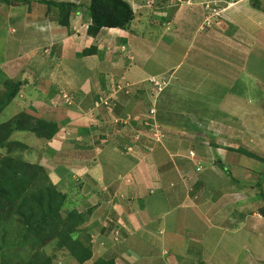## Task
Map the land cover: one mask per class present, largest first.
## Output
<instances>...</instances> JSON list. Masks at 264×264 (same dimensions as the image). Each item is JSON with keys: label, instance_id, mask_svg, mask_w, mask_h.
<instances>
[{"label": "rangeland", "instance_id": "1", "mask_svg": "<svg viewBox=\"0 0 264 264\" xmlns=\"http://www.w3.org/2000/svg\"><path fill=\"white\" fill-rule=\"evenodd\" d=\"M5 1L0 95L12 83L23 86L0 127L26 113L59 131L52 141L16 132L9 139L16 145L0 146V158L42 167L70 198L63 215L73 208L88 214L79 228L93 249L87 264H264V14L235 7L217 27L208 6L226 10L238 0H143L134 4L130 30L95 40L85 19L91 0H76L86 8L71 13V34L49 28L59 12L43 0ZM167 39L178 43L173 56L165 53ZM92 46L99 55L83 57ZM141 164L167 197L168 215L176 201L175 212L197 207L200 226L207 222L203 236L183 233L184 256L162 255L154 240L145 237L144 246L132 235L125 218L136 195L118 181L132 187L126 177ZM108 168L120 174L117 187L102 189ZM18 221L10 209L0 213V264H78L55 241L25 236Z\"/></svg>", "mask_w": 264, "mask_h": 264}, {"label": "trees", "instance_id": "2", "mask_svg": "<svg viewBox=\"0 0 264 264\" xmlns=\"http://www.w3.org/2000/svg\"><path fill=\"white\" fill-rule=\"evenodd\" d=\"M58 3L43 0L42 5L53 8L59 12V18L54 25L66 29L71 34L70 15L73 11L80 13L86 6L78 3ZM253 9L264 14L261 0H250ZM11 4V1H5ZM244 5V4H242ZM86 20L89 16L87 35L95 40L103 31L121 30L127 32L136 20L132 4L127 0H91L86 8ZM160 23L161 20H159ZM123 40V39H122ZM177 42V41H176ZM167 39L166 55L177 53L178 43ZM126 44L127 41L124 40ZM161 46V42L158 44ZM97 46L84 50L83 57L99 55ZM21 82L12 83L7 92L0 95V115L18 97ZM59 131L54 122H47L39 118H31L26 113L19 114L12 121L0 127V146L9 148L16 144L9 142L12 134L34 133L38 139L52 141ZM233 152L242 156L262 161L254 153L238 148ZM9 152H7V155ZM119 175H115L118 177ZM264 177V176H263ZM114 178V177H112ZM261 187V183L259 184ZM96 193V192H95ZM93 195V194H92ZM78 197L82 198L80 193ZM264 200V194H260ZM71 201L67 194L58 190L50 181L45 170L40 166H30L20 161H13L11 157L0 158V213L10 209L13 216L23 225L25 236L41 240L44 244L55 241L60 250H66L78 264H87L93 258V249L79 236V228L86 222L87 213L69 209L66 215L63 212ZM92 211L90 210L89 213ZM25 228V229H24ZM43 264H51L47 259ZM93 264H117L115 260L99 259Z\"/></svg>", "mask_w": 264, "mask_h": 264}, {"label": "crops", "instance_id": "3", "mask_svg": "<svg viewBox=\"0 0 264 264\" xmlns=\"http://www.w3.org/2000/svg\"><path fill=\"white\" fill-rule=\"evenodd\" d=\"M127 1H129L132 4L134 10L136 9L135 8L136 5L134 4H136L137 1H140V3L143 2V0H132V1L127 0ZM248 5L249 4L247 2L244 3L243 7H245V10L247 9V7H249ZM52 23L53 24H50V23L48 24L50 25L49 28L57 27V25H54V22ZM60 29H63V28H60ZM112 30H115V29H112ZM48 32L50 33L49 35H48ZM121 32H124V31H121ZM50 35L52 34L50 30L48 29L45 36H50ZM160 42L162 45H164L162 43V40ZM156 44L158 45L159 42H157ZM162 57H164V55ZM178 63L179 62H177L174 65L176 66ZM129 72H131V70H129L128 73ZM83 141H86V140H83ZM142 164L140 165V167L142 168H139L134 173L132 172L133 178L131 177V173L128 174L130 177H126L127 179L133 180L135 182V184L133 183L132 187L128 188L125 182H123V179L121 180V182L118 181L119 182L118 189H122L123 191H124L123 188H125L126 190L130 189L129 195L131 194L134 196L136 195L135 197L133 196L129 197L130 204H132V207L134 210L132 211L128 209L126 213V218H125L128 224L132 226L131 227L133 231L132 235L137 240H140L142 242V245L144 246L148 245L144 241L145 237L147 239L154 240L157 245L159 253L162 255H165V256L167 255L168 257L169 255H171L173 257L175 256L176 258L178 257V255L184 256L186 253L185 246L186 245L188 246L189 244L188 242L185 243L183 241V239H185V236L183 233L189 232L190 234H193L195 236L198 232L199 233L198 235L203 236L205 235L203 231L207 228V222L204 223L206 228L202 224L200 226V223H199L200 221L198 220L197 218L198 215L196 214L199 209L197 207L195 209L190 208L192 211H194V213L184 208H180L177 212H175L174 209H177L176 206L177 207L180 206V203H175L176 201L169 202L171 205V211H170L171 214L168 215L166 213L165 208L162 207V203L164 201L168 202L167 197H166V200L163 199V197L160 198L162 196V193L158 192V190L159 191L161 190V186L157 185L156 179L150 176L151 172H149L146 169V167L144 168ZM112 174H114V171L110 172L109 168L106 173L102 174L104 177L107 175L109 176L107 180L105 179V181L103 180V182H101L102 189H104L103 188L104 185H109L110 188L114 187L115 185L117 187V183L115 184L114 183L115 180L112 178V177L114 178H117V177H115V175L112 176ZM117 175H120V174H117ZM182 210H184V212L181 215ZM165 214H167V216ZM194 241H196V238H194ZM152 252H156V251L148 252L147 255H149ZM164 253H168V254H164Z\"/></svg>", "mask_w": 264, "mask_h": 264}, {"label": "clouds", "instance_id": "4", "mask_svg": "<svg viewBox=\"0 0 264 264\" xmlns=\"http://www.w3.org/2000/svg\"><path fill=\"white\" fill-rule=\"evenodd\" d=\"M245 2H247L249 5H250V7L251 8H253V6H252V3L250 2V0H238V1H236V2H234L233 3V5L230 7H228V9H226L223 13H222V15L220 16V18H217L214 22H217V23H215L214 24V26H219L220 25V19H222L223 18V16L225 15V13H227L228 11H230V10H232V9H234L235 7H238V8H241V7H243L244 5H242V4H244ZM248 5V6H249ZM135 11V10H134Z\"/></svg>", "mask_w": 264, "mask_h": 264}, {"label": "built area", "instance_id": "5", "mask_svg": "<svg viewBox=\"0 0 264 264\" xmlns=\"http://www.w3.org/2000/svg\"><path fill=\"white\" fill-rule=\"evenodd\" d=\"M233 4H230L229 6L231 7ZM208 8L210 10H215L217 11L216 14H214L213 16L210 17V19H212L213 21H215L217 18H220V16L222 15V13L225 11V10H222L221 8H216V7H209ZM228 9V8H227Z\"/></svg>", "mask_w": 264, "mask_h": 264}]
</instances>
